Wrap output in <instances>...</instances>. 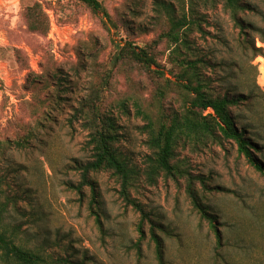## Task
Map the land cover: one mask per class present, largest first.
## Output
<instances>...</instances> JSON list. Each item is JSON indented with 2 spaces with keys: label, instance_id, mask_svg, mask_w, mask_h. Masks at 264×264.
I'll return each mask as SVG.
<instances>
[{
  "label": "rangeland",
  "instance_id": "374dc122",
  "mask_svg": "<svg viewBox=\"0 0 264 264\" xmlns=\"http://www.w3.org/2000/svg\"><path fill=\"white\" fill-rule=\"evenodd\" d=\"M96 1L107 17L75 0H0V231L51 263L156 264L148 239L140 257L133 248L140 216L117 177L88 174L98 205L87 185L78 193L91 161L87 117L99 114L121 135L129 196L170 233L166 264H264V177L236 144L219 135L180 141L171 174L149 146V133L192 99L178 86L181 61H198L211 97L247 99L230 112L264 165V0H238L247 9L239 26L224 0ZM163 3L190 22L178 45ZM126 43L147 49L155 65L119 58ZM193 201L213 217L221 247Z\"/></svg>",
  "mask_w": 264,
  "mask_h": 264
},
{
  "label": "trees",
  "instance_id": "16d2710c",
  "mask_svg": "<svg viewBox=\"0 0 264 264\" xmlns=\"http://www.w3.org/2000/svg\"><path fill=\"white\" fill-rule=\"evenodd\" d=\"M90 8L95 13H101L107 17L105 10L96 0H75ZM224 6L229 9L232 14V19L236 25H240L237 19V12L246 7L241 6L238 0H224ZM162 10L166 13L169 24V36L172 38L173 44H180L178 33L185 29L190 22L185 16L181 19H175V11L170 4L163 3ZM187 30V29H186ZM168 36V34H167ZM186 40L181 42L183 48L189 49ZM177 48L175 49V52ZM258 52V49H254ZM119 58H128L130 61L140 64L143 68L148 69L155 65L153 56L147 49L138 48L130 43H126L120 48ZM118 60V58H117ZM198 61H181V67L185 66V72L181 74L178 86L192 96L185 113L181 116L172 114L166 123L160 124L156 131L149 133V146L156 154L157 168L163 170L167 174L174 172V166L171 163L172 155L177 144L197 142L206 137L220 136L227 140H232L237 151L244 157L246 162L261 176L264 177V165L260 163L254 156V152H259V149L250 141L248 135H245V128H238L236 119L232 116L230 109L244 105L246 98L240 95L224 94L222 97H211L207 92V85L201 79L200 75L195 72ZM202 112H208L202 114ZM140 114V111H137ZM87 114V113H86ZM96 114V113H95ZM82 115V110L80 111ZM83 113V117H84ZM88 115V114H87ZM90 123L91 132L87 141V146L91 152V161H88L84 166L81 174V183L77 188L78 193H81V186L87 185L90 187V202L91 205H98L97 192L88 180V174L91 172H110L120 181L119 195L126 206H130L136 213L139 214L140 220L136 226L138 238L133 248L140 257V245L144 240L153 245L154 258L156 264H166L165 259V244L163 235L168 236L170 233L166 231L161 224L151 220L150 216L145 213L144 208L134 201L128 193L129 183L133 175L130 165L119 157V152L115 146L120 134L116 130L114 120L110 116L101 117L99 114L87 117ZM27 141L22 140L17 142V147H22ZM193 206L198 212L201 219L206 220L209 228L214 233L217 241V246L221 247V234L217 231L213 224V217L201 207L197 201H193ZM1 213V211H0ZM97 216V215H96ZM96 221L99 223L98 218ZM145 224L148 225L146 232ZM73 264L72 261H59L56 263L48 262L41 254L25 249L17 245L14 240L0 231V264Z\"/></svg>",
  "mask_w": 264,
  "mask_h": 264
}]
</instances>
